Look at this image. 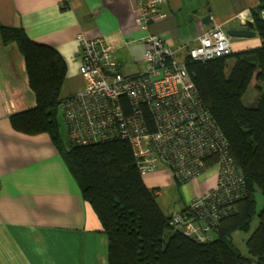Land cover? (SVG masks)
Returning a JSON list of instances; mask_svg holds the SVG:
<instances>
[{
    "label": "crops",
    "instance_id": "crops-1",
    "mask_svg": "<svg viewBox=\"0 0 264 264\" xmlns=\"http://www.w3.org/2000/svg\"><path fill=\"white\" fill-rule=\"evenodd\" d=\"M258 4V0H167L162 5L167 17L144 28L137 21L135 0H0V28H22L32 41L61 54L67 66L60 92L65 99L83 86L78 73L79 33L101 37L110 45L118 69L128 74L144 70L142 53L148 46L130 45L129 40L148 33L160 36L184 59L187 49L197 45L198 37L213 24L227 31L253 22ZM206 15L207 23L202 21ZM230 44L232 53H238L260 47L262 41L255 32L249 38H230ZM253 91L249 103L257 96L254 86ZM34 106L24 58L15 42H3L0 35V264H107L101 223L50 135L25 134L11 126L9 115ZM162 166L143 177L147 187L158 189L157 196L177 183ZM217 173L215 165L208 166L182 183L189 202L216 186ZM185 208H171L165 214Z\"/></svg>",
    "mask_w": 264,
    "mask_h": 264
},
{
    "label": "trees",
    "instance_id": "trees-1",
    "mask_svg": "<svg viewBox=\"0 0 264 264\" xmlns=\"http://www.w3.org/2000/svg\"><path fill=\"white\" fill-rule=\"evenodd\" d=\"M258 1L252 23L260 47L203 62L184 58L203 109L226 139L245 179L242 195L229 203V213L205 243L168 227V214L157 203L158 189L146 186L126 141L73 144L61 137L64 58L53 47L32 41L22 28L1 26L2 41L15 42L24 58L35 97L34 107L9 115L11 126L25 134L50 135L101 223L107 237V264H264V205L257 211L255 200L256 190L264 196V20L260 16L264 0ZM250 86L257 96L245 103ZM142 113L151 120L146 108ZM214 164L211 158L207 167ZM255 216L258 224L246 241V257L230 245V239L236 231H249Z\"/></svg>",
    "mask_w": 264,
    "mask_h": 264
},
{
    "label": "built area",
    "instance_id": "built-area-1",
    "mask_svg": "<svg viewBox=\"0 0 264 264\" xmlns=\"http://www.w3.org/2000/svg\"><path fill=\"white\" fill-rule=\"evenodd\" d=\"M167 0H135L137 21L144 28L165 19ZM264 20V9L260 13ZM80 49L78 73L83 86L59 106L67 138L73 144L126 141L142 177L163 165L173 180L196 178L215 159L217 184L194 197L185 209L168 214L167 225L196 243L213 238L229 203L242 195L245 179L229 154L228 143L203 109L177 49L150 34L128 41L145 43L144 70L125 74L101 37L76 36ZM186 57L197 61L229 55L230 37L213 24L201 34ZM146 108L151 120H145Z\"/></svg>",
    "mask_w": 264,
    "mask_h": 264
},
{
    "label": "rangeland",
    "instance_id": "rangeland-1",
    "mask_svg": "<svg viewBox=\"0 0 264 264\" xmlns=\"http://www.w3.org/2000/svg\"><path fill=\"white\" fill-rule=\"evenodd\" d=\"M125 71L128 70L125 69ZM247 95L249 100L253 98L254 96L253 86H250ZM249 100L246 99V101L245 100L244 101L246 103L249 102ZM58 119H59V125H60L59 131L61 137L63 139L67 138L66 128L63 124L61 115L59 116ZM182 186L183 184L175 183L172 189L165 190L161 196H157V203L164 213L171 211V208L175 210H179L188 205L190 199H187V194L183 191ZM255 200H256V210L259 211L264 205V196L260 192V190L255 191ZM257 224H258V218L257 216H255L251 223L249 231L247 232L236 231L233 233L230 239V245L246 257H249L246 241L250 237L254 229L256 228Z\"/></svg>",
    "mask_w": 264,
    "mask_h": 264
},
{
    "label": "water",
    "instance_id": "water-1",
    "mask_svg": "<svg viewBox=\"0 0 264 264\" xmlns=\"http://www.w3.org/2000/svg\"><path fill=\"white\" fill-rule=\"evenodd\" d=\"M208 19L209 15H206L202 21L207 23ZM226 33L230 38H249L255 35V30L253 27V23L248 21L239 28L227 30Z\"/></svg>",
    "mask_w": 264,
    "mask_h": 264
},
{
    "label": "clouds",
    "instance_id": "clouds-1",
    "mask_svg": "<svg viewBox=\"0 0 264 264\" xmlns=\"http://www.w3.org/2000/svg\"><path fill=\"white\" fill-rule=\"evenodd\" d=\"M158 194V193H157Z\"/></svg>",
    "mask_w": 264,
    "mask_h": 264
}]
</instances>
